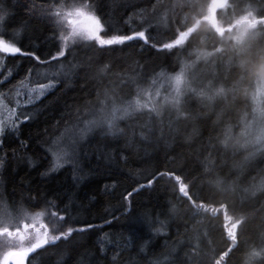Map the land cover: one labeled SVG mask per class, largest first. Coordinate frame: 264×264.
Masks as SVG:
<instances>
[{"label":"snow or ice","instance_id":"6c2138e0","mask_svg":"<svg viewBox=\"0 0 264 264\" xmlns=\"http://www.w3.org/2000/svg\"><path fill=\"white\" fill-rule=\"evenodd\" d=\"M41 4L0 3V56L5 58L0 65L6 67L11 58L15 66L24 58L27 74L59 64L66 76L67 64L76 69L75 77L91 75L95 102L82 119L77 112V126L92 135H73L59 157L46 142L34 139L31 129L24 135L21 125L33 122L29 115L13 111L11 123H0V151L16 145L14 161L21 149L28 154L24 179L17 185L12 177L13 192L7 194L6 188V197H0V264H80L76 258L89 253L87 264H110L97 247L103 229L97 231L90 218L96 205L88 182L109 151L123 154L124 167L139 168L149 160L157 165L143 182L137 180L131 190L118 194L119 206L108 211L112 219L103 217L114 227L116 213L121 214V235H128L138 260L160 264L148 259L156 247L148 242L152 234H160L157 224L171 222L169 228L174 224L179 229L175 222L183 221L186 232L192 225L194 236L170 264H264V101L257 102L251 116L246 110L239 115L236 133L229 118L241 110L240 88L227 84L236 65L247 63L251 42H264V0H145L144 5L117 9L108 0ZM142 6V23L131 27L126 17ZM222 13L231 16L227 24ZM37 24L44 35H36ZM33 39L40 47H32ZM126 64L131 71L114 74ZM0 76V86L17 78L11 69ZM66 83L54 75L40 88L53 90ZM165 127L175 146L165 152L162 168L158 151L149 160L133 157L130 149L137 143L158 148ZM20 163L16 161L17 169ZM103 166L119 186V160ZM10 167L0 157V168L7 172ZM33 171L39 181L31 179ZM161 183L169 193L166 203L151 205L152 211L148 205L137 208V197L155 192Z\"/></svg>","mask_w":264,"mask_h":264},{"label":"trees","instance_id":"16d2710c","mask_svg":"<svg viewBox=\"0 0 264 264\" xmlns=\"http://www.w3.org/2000/svg\"><path fill=\"white\" fill-rule=\"evenodd\" d=\"M16 0H0V3H7L9 6H13ZM19 3H25L26 0H18ZM27 2H33V0H27ZM37 5V8L41 7V0H34ZM163 3L167 4L168 0H162ZM145 0H108V4L112 9H117L124 4H135V5H144ZM155 3V0H153ZM150 8L148 12H150ZM21 15H24L23 12H20ZM111 14V13H110ZM118 15V13H117ZM145 17V7H138L133 12L129 14V17L126 19L129 20V25L131 27H136L142 23V19ZM222 20L227 24L231 20L230 15L221 14ZM36 35H44V28L42 25H35ZM3 29H0L2 32ZM11 30H9V34ZM28 41H25V47L28 46ZM32 47H40V44L33 39L31 41ZM119 54H117V57ZM163 60V57H160ZM247 63L243 68L236 65L235 70L231 77L229 78L227 84L231 88L234 85H238L240 92L237 96V99L241 102L240 112H232V116L229 118L230 122L234 127V131L239 133V115L246 110L251 116L253 108L257 106L259 97L258 93V82L260 76L264 71V68H261V64L264 63V42L257 44L256 41H252L248 55L246 57ZM5 60V59H4ZM11 58H8L6 61V67H2L4 73H8V70L11 69L12 72L16 74V79L13 80L10 84L5 86L4 90L13 91L18 85L22 84L24 81H27L30 77L34 76L33 74H27L25 72L26 61L24 58H20L16 61L15 66L10 62ZM107 63V61H105ZM56 67V68H55ZM53 72L59 71L56 75L52 74L51 77L43 80L38 83L47 84L52 81L53 76L55 75L56 80L66 79L67 83L63 87L57 85L53 90H49L43 96L38 98L36 101L32 102L27 106L29 116L32 119L30 125H21L24 127V135L27 136L29 129H31L33 138L37 141L46 142L50 145L49 151L55 149L53 153L54 156H63V143L71 138L73 135L77 137H90L92 133L85 132L82 129V126H77V112L79 113V118L82 119L87 115L92 105L95 102V91L93 90L95 85L92 80L91 75L85 77L84 73H81L78 77L73 76V73L76 71L75 68H69L66 64L63 66L64 71L67 72L66 76L61 75V65H55ZM42 70H48L47 68H41ZM40 69L37 70V72ZM131 71V67L126 64L123 68L115 69L114 74L119 72ZM137 72L139 69L136 70ZM36 72V73H37ZM23 81V82H21ZM4 87V86H0ZM2 89V88H1ZM127 89H125V92ZM92 93L89 95V93ZM256 97V99H254ZM264 101V99H263ZM247 106L244 109V106ZM166 124V122H165ZM159 128V125L157 126ZM141 126L138 124L136 126V138L140 139L142 133L140 130ZM191 132V128L187 130ZM19 135V133L17 134ZM131 136V132L129 133ZM160 136L159 130H157V137ZM165 140L167 143H165ZM165 140H161L158 148L156 145L149 146L145 144H135L130 150L134 158H142L149 160V157L153 155L155 151L159 152V159L161 168L163 167V159L165 152L171 151L175 146V142L171 137L167 136V128L165 127ZM61 142V144H60ZM7 143V142H6ZM16 145L10 147H5L0 151V157H4L6 165L11 167L6 172L4 168H0V197H6L5 189L7 188V194L13 192L12 177H15V183L20 184L21 180L25 177V166L27 164L28 154L23 152L21 149L16 153L15 161L11 159L12 157V148ZM62 151V152H61ZM91 151V150H90ZM176 151L179 152L180 149L176 148ZM5 153L7 154L5 156ZM138 154V157H137ZM104 160L102 166L96 169V173L89 177L90 190L95 193V196H90V201L92 204H95L96 207L92 208L90 211V218L96 223L97 231H100V240L102 241L97 245L98 248L104 249L107 254L108 261L110 264H144V261L138 260L136 253L132 252V245L129 243V237L126 233L121 235L122 229L119 227L120 224L125 223L124 218L119 212L116 213L117 220H113L114 227H110L105 224L103 217L108 215V211L111 208L119 206V193L124 189L131 190L132 187L136 186L135 181H144L149 173L154 170V167L157 166L155 161L149 160L148 163L141 165L139 168H129L124 167L123 154L116 155L114 152L109 151L104 153ZM93 162L95 163L96 158L92 157ZM113 159L119 160L120 166L123 169V175L120 177V185L115 186L114 178L108 174L107 169L103 166L108 164L109 161ZM259 159V157H256ZM16 161H21L19 169H17ZM253 163L255 161H252ZM171 163V157H169V167H173ZM17 172L19 175H17ZM127 177V178H125ZM31 179L34 181H39L40 177L35 171L32 172ZM62 180L67 179L66 176H61ZM27 183L26 180H24ZM115 186V187H114ZM17 197L19 195V188L16 189ZM107 192V194H105ZM113 192H116L117 195L114 197ZM169 196V193L165 191V186L163 183L157 185L155 192H144L140 197H137L135 203L137 208L140 205H148V211H152L151 205L157 203H166V199ZM159 198V199H158ZM108 219H112L108 215ZM163 219V217H161ZM171 223V222H169ZM169 223H165L163 227L157 224V227L160 228V234H152V239L148 242L149 245H155V253L149 254L148 259H158L160 264H170L172 259L175 257L176 252L179 251L185 244L188 243L189 239L194 236L192 232V225H188V231H185L184 222L176 221L175 223L180 224L179 229L173 226L169 228ZM187 250V249H186ZM91 253L87 257H77L76 259L80 261V264H87V261L91 258ZM184 253L181 252L183 257ZM56 258L53 257V260ZM36 264H40L39 260Z\"/></svg>","mask_w":264,"mask_h":264},{"label":"rangeland","instance_id":"374dc122","mask_svg":"<svg viewBox=\"0 0 264 264\" xmlns=\"http://www.w3.org/2000/svg\"><path fill=\"white\" fill-rule=\"evenodd\" d=\"M4 59L5 58L3 56H0V61ZM2 67L3 66L0 65V71L3 72ZM52 70L54 69H40L37 73H35L34 76L18 85L12 92L4 90L5 86L1 87L2 89L0 88V123H11V121L14 119L12 115L13 111H15L17 115H19L21 112H23L25 115H30L27 106L49 91L47 89L42 90L38 83L42 82L48 77H51L53 73L56 75L59 72L58 70L55 72ZM4 75L7 74L4 73ZM3 78L4 76H0V79ZM257 97H259L258 101H263L264 99V71L262 72L258 82ZM17 123L20 122L17 121Z\"/></svg>","mask_w":264,"mask_h":264}]
</instances>
